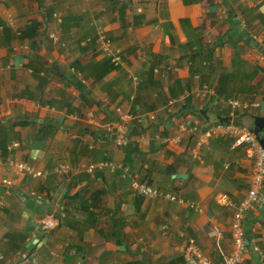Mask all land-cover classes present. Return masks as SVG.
I'll return each mask as SVG.
<instances>
[{
  "label": "crops",
  "instance_id": "obj_1",
  "mask_svg": "<svg viewBox=\"0 0 264 264\" xmlns=\"http://www.w3.org/2000/svg\"><path fill=\"white\" fill-rule=\"evenodd\" d=\"M99 29L122 66L99 55ZM254 45L264 48V0H4L0 264H184L185 239L215 263L229 254L251 162L227 138L199 148L196 124L233 116L252 128L264 117V53ZM233 99L251 106L232 109ZM121 115L125 146L111 140ZM15 160L47 177L16 176ZM93 162L130 175L90 173ZM64 165L67 175L56 171ZM132 179L182 203L141 197ZM220 195L233 205L219 206ZM246 230L242 264H264V192Z\"/></svg>",
  "mask_w": 264,
  "mask_h": 264
},
{
  "label": "built area",
  "instance_id": "obj_2",
  "mask_svg": "<svg viewBox=\"0 0 264 264\" xmlns=\"http://www.w3.org/2000/svg\"><path fill=\"white\" fill-rule=\"evenodd\" d=\"M3 3L4 0H0V5ZM6 22L9 26L14 24V17L12 14H6ZM54 37L53 34L49 35V38ZM97 43L100 56L108 58L110 63L115 67H120L124 64V61L122 57L118 55V52L113 51L112 41L106 36L102 29L98 30ZM228 106L232 109L241 108L246 110L250 107V104L241 103L240 101L233 99L228 101ZM120 114H122V112ZM196 126V130L200 134L197 142L199 148L216 137L229 139L232 149L242 147L244 149L245 158L251 162V177L246 194L234 206L235 211L230 225L232 240L231 252L229 254L221 253V260L215 263L205 254L202 248L193 239H185L182 245L184 264H242L249 248L251 247V242L246 230L247 215L257 204H259L260 195L264 192V149L260 145L255 133L250 128L235 124L234 122L216 123L204 127H199L196 124ZM128 142L129 135L126 116L121 115L117 126L116 143L118 146H125ZM17 146V143L11 144L10 148L12 149ZM9 166L16 176H29L41 179L47 177L48 174L47 171L37 170L32 165L22 161H10ZM97 169H106L111 173L121 170L123 172V177L130 175L128 168L125 169L122 165L108 162L90 163L87 171L92 173L95 170L97 171ZM56 171L61 175H67L69 173V167L66 165L59 166ZM3 183L6 187L10 184L7 181H4ZM130 183L131 187L141 197L153 200L164 199L177 204L182 203V199L178 198L176 195L152 188L144 182H138L132 179ZM216 201L217 204L222 207L231 206L234 202L228 195H220ZM3 207L4 205L2 201H0V209ZM191 207L194 208L197 213L202 212L198 206L191 205ZM222 235V230L216 224L212 223L209 229V236L216 240V245L219 251L220 244L218 242L222 239Z\"/></svg>",
  "mask_w": 264,
  "mask_h": 264
},
{
  "label": "water",
  "instance_id": "obj_3",
  "mask_svg": "<svg viewBox=\"0 0 264 264\" xmlns=\"http://www.w3.org/2000/svg\"><path fill=\"white\" fill-rule=\"evenodd\" d=\"M251 39H249L248 41H247V43L248 44H250L251 43ZM251 46H253V41H252V43L250 44ZM254 47L257 49V50H259V51H261L262 53H264V48L263 47H261V46H257V45H254ZM191 109H194V110H196V111H198L202 116H204V117H207L206 115H205V112L204 111H200L199 110V107L198 106H195V107H192V106H186V107H184L182 110L183 111H186V110H191ZM205 111H206V109H204ZM217 120L219 121V122H221V123H229V122H231L232 121V119L230 118V117H224V118H222V117H218L217 118ZM252 121H253V124H252V126H253V131H254V133H255V135H256V137H257V139H258V141H259V143H260V145L262 146V148L264 149V117H252ZM114 133H116V130H114ZM116 139V137H115V135L111 138V140H115ZM104 140H107V138H105Z\"/></svg>",
  "mask_w": 264,
  "mask_h": 264
},
{
  "label": "clouds",
  "instance_id": "obj_4",
  "mask_svg": "<svg viewBox=\"0 0 264 264\" xmlns=\"http://www.w3.org/2000/svg\"><path fill=\"white\" fill-rule=\"evenodd\" d=\"M250 106H251V104H250ZM228 118V117H227ZM231 119H232V121L231 122H234V119H235V117H230ZM217 123H221V122H217ZM230 123V122H229ZM235 123V122H234ZM216 124V123H215ZM236 124V123H235ZM207 125H213V124H207ZM238 125H241V124H238ZM242 126H244V125H242ZM246 127V126H245ZM247 128H250V127H247ZM252 131H253V126H252V128H250ZM254 132V131H253ZM129 170V169H128ZM46 178V177H45ZM42 179V178H41Z\"/></svg>",
  "mask_w": 264,
  "mask_h": 264
},
{
  "label": "trees",
  "instance_id": "obj_5",
  "mask_svg": "<svg viewBox=\"0 0 264 264\" xmlns=\"http://www.w3.org/2000/svg\"><path fill=\"white\" fill-rule=\"evenodd\" d=\"M234 122L236 123V124H240V122H239V119H234ZM2 143H4V142H1L0 143V148L2 149V151H5V149L3 148V144Z\"/></svg>",
  "mask_w": 264,
  "mask_h": 264
}]
</instances>
